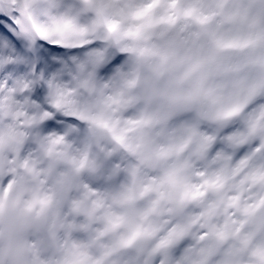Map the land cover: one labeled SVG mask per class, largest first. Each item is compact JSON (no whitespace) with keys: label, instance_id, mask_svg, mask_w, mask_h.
Here are the masks:
<instances>
[{"label":"snow or ice","instance_id":"6c2138e0","mask_svg":"<svg viewBox=\"0 0 264 264\" xmlns=\"http://www.w3.org/2000/svg\"><path fill=\"white\" fill-rule=\"evenodd\" d=\"M0 264H264V0H0Z\"/></svg>","mask_w":264,"mask_h":264}]
</instances>
